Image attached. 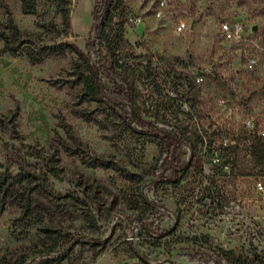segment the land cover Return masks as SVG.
Returning <instances> with one entry per match:
<instances>
[{
  "label": "rangeland",
  "instance_id": "obj_1",
  "mask_svg": "<svg viewBox=\"0 0 264 264\" xmlns=\"http://www.w3.org/2000/svg\"><path fill=\"white\" fill-rule=\"evenodd\" d=\"M68 1L66 30L55 0H37L35 14L22 0H0V32L13 50L0 39V171L16 175L25 161L51 193L15 187L32 202L25 217L7 195L0 257L224 264L220 249L250 245L264 255V175L243 144L244 128L264 130V0H112L107 39L123 23L127 63L117 71L135 88L125 111L174 132L181 142L169 148L84 96L85 56L108 69V47L87 48L94 0ZM223 22L256 27L259 48L226 40ZM250 54L259 57L253 69ZM164 159L181 170L163 171Z\"/></svg>",
  "mask_w": 264,
  "mask_h": 264
},
{
  "label": "trees",
  "instance_id": "obj_2",
  "mask_svg": "<svg viewBox=\"0 0 264 264\" xmlns=\"http://www.w3.org/2000/svg\"><path fill=\"white\" fill-rule=\"evenodd\" d=\"M36 1L37 0H22L23 10L30 14L36 12ZM56 12L60 14L62 24L66 30L70 28V11L68 8V0H55ZM112 0H94V6L92 11L93 30L94 35L89 39L87 48L90 47L94 40L98 41L101 45L106 44L109 53V67L104 69L98 63H92L90 60L89 53L85 56V63L87 65V75L82 77L83 94L88 101L96 102L99 104H106L116 108L121 112V116L125 123L130 127L132 123H136L138 126L143 128L144 131L139 132L134 129L135 132L148 135L151 137L160 138L163 140L166 148L181 142L177 135L166 129H161L150 122L143 121L134 114L128 115L125 111L126 107L131 108L135 103V88L131 81L127 80L124 76L120 75L117 69H121L127 63V56L124 51L126 47V39L124 38V25L123 23L115 26L114 35L111 40H108V34L106 33L110 24H112L114 15ZM0 39L4 42L5 48L13 51L9 37L6 33L0 32ZM73 51L76 53L78 49L73 47ZM122 72V71H120ZM116 74L119 81L112 77V74ZM104 78L109 80L111 86L106 85ZM244 148L252 157V161L255 163L253 169L258 170L259 174L264 175V130L259 129L257 126L250 128H244ZM17 155L20 152L17 151ZM163 171L171 168L175 171H180L181 168H177L170 163V160L164 159L162 162ZM3 166L0 165V168ZM25 185L28 189V193H32L36 189H40L47 195H51L48 191L45 181L41 179V176L32 169V165L23 161L20 163L18 173L12 175L9 169L4 172L0 171V213L5 209V199L7 195L13 197L16 201V205L22 211V216H28L33 211L32 202L29 198L23 199L17 194L18 191L14 189L17 186ZM12 188V189H11ZM28 194V195H29ZM18 199V200H17ZM146 204L155 209V205L146 201ZM54 251V248H47L39 250L36 253L49 254ZM218 257V263L221 260L224 264H264V255L258 253L256 249L250 245L246 250H224L220 249ZM25 258L21 257L19 264H25ZM0 264H9L6 257H0Z\"/></svg>",
  "mask_w": 264,
  "mask_h": 264
},
{
  "label": "built area",
  "instance_id": "obj_3",
  "mask_svg": "<svg viewBox=\"0 0 264 264\" xmlns=\"http://www.w3.org/2000/svg\"><path fill=\"white\" fill-rule=\"evenodd\" d=\"M186 28V24L181 22L178 25V30H184ZM220 32L223 37L235 44H247L251 45L253 48H259L258 41L254 40L251 36H253L254 31L252 27L247 28L242 23L236 22L234 24H230L228 22H223L220 25ZM256 50V49H255ZM246 59V68L253 69L258 63L259 57L256 54L245 55ZM203 77L197 78V82H202ZM259 187L261 185L259 184Z\"/></svg>",
  "mask_w": 264,
  "mask_h": 264
},
{
  "label": "water",
  "instance_id": "obj_4",
  "mask_svg": "<svg viewBox=\"0 0 264 264\" xmlns=\"http://www.w3.org/2000/svg\"><path fill=\"white\" fill-rule=\"evenodd\" d=\"M252 30H256V27H253Z\"/></svg>",
  "mask_w": 264,
  "mask_h": 264
}]
</instances>
